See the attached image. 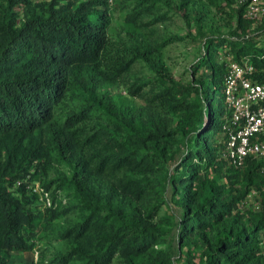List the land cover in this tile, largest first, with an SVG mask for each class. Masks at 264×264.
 <instances>
[{"label":"trees","instance_id":"16d2710c","mask_svg":"<svg viewBox=\"0 0 264 264\" xmlns=\"http://www.w3.org/2000/svg\"><path fill=\"white\" fill-rule=\"evenodd\" d=\"M110 1L0 0V264L40 231L64 245L35 264H176L173 231L185 264H264L263 162L222 157L224 57L264 68V18L238 0ZM170 13L196 36L160 33ZM194 37L184 82L168 49ZM36 185L67 204L41 211Z\"/></svg>","mask_w":264,"mask_h":264},{"label":"built area","instance_id":"2783aa9c","mask_svg":"<svg viewBox=\"0 0 264 264\" xmlns=\"http://www.w3.org/2000/svg\"><path fill=\"white\" fill-rule=\"evenodd\" d=\"M247 2L245 17L255 23L264 18V0ZM224 95L229 116L223 125L222 157L233 167H242L248 157L263 164L264 175V68L256 69L249 59L237 62L230 54L225 57ZM34 192L41 193L39 185ZM47 196V195H46Z\"/></svg>","mask_w":264,"mask_h":264},{"label":"rangeland","instance_id":"374dc122","mask_svg":"<svg viewBox=\"0 0 264 264\" xmlns=\"http://www.w3.org/2000/svg\"><path fill=\"white\" fill-rule=\"evenodd\" d=\"M173 6V5H172ZM167 9H165L166 11ZM172 16L171 22L167 24H161L157 25L155 27L159 28L160 33H180V34H186L188 32L192 33L193 36H196V32L193 31V29H190L187 24L185 23L184 19L181 17V14L179 15L170 13ZM123 14L120 12H117L113 16V22H112V29L110 32V35L114 39H122L126 36L125 31L123 30ZM214 25H218L223 33L226 35L229 33L230 29L234 27V22L230 21L227 18L215 16L214 17ZM261 27V26H260ZM165 33V34H166ZM257 36L254 37V41L258 42V46L264 45V27H261L258 32ZM202 54V46L200 43V39L197 37H194L193 39H189L187 42L173 45L170 49H168V63L173 70V73L175 76L184 81L189 82L191 79V73L190 70L194 67V64L196 63L198 57ZM141 69V68H140ZM139 71L137 72H140ZM139 74V73H138ZM114 95L123 94L126 99H132L134 97L129 95L128 92V84H119L117 86H114L110 90ZM136 102H139L141 104V100H136ZM57 169H62L64 172V167H57ZM56 172L53 171L51 174V177L55 176ZM67 192H61L59 193V196H61L63 199L68 200L66 197ZM177 209L173 206L172 210H169L164 207L162 215H168L170 213H173V216L177 217ZM73 218V216H71ZM61 224L64 226L67 224V220H62ZM171 235V242L173 245V248L175 250L174 253V260L176 264H185L183 261V256L180 255L177 250V237L176 232H172ZM50 238L47 234L40 231L38 238L35 239V247L32 252L24 253V254H14L13 259L15 264H30L37 263L40 259V254L46 252L49 250L50 252V246H53V248L56 250L57 248L63 247L62 242H58L56 240H53V242H50Z\"/></svg>","mask_w":264,"mask_h":264},{"label":"clouds","instance_id":"9594fccd","mask_svg":"<svg viewBox=\"0 0 264 264\" xmlns=\"http://www.w3.org/2000/svg\"><path fill=\"white\" fill-rule=\"evenodd\" d=\"M110 2H112V0ZM32 188L33 187H31V189ZM40 189H42V188L40 187ZM36 193L39 195V203L41 206L40 210L43 212L47 209L56 208L57 206L59 207L61 205L65 206L67 204V200L63 199L61 196H59L57 198H53L51 195V192L43 190L41 193H39V192H36Z\"/></svg>","mask_w":264,"mask_h":264}]
</instances>
